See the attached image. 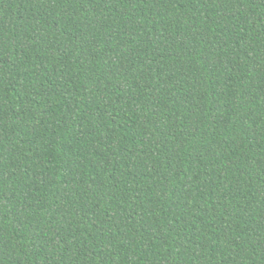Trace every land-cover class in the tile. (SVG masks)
Segmentation results:
<instances>
[{
    "label": "trees",
    "instance_id": "16d2710c",
    "mask_svg": "<svg viewBox=\"0 0 264 264\" xmlns=\"http://www.w3.org/2000/svg\"><path fill=\"white\" fill-rule=\"evenodd\" d=\"M0 264H264V0H0Z\"/></svg>",
    "mask_w": 264,
    "mask_h": 264
}]
</instances>
